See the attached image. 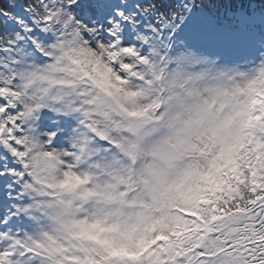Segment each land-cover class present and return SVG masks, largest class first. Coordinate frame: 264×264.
<instances>
[{
	"label": "snow or ice",
	"instance_id": "obj_1",
	"mask_svg": "<svg viewBox=\"0 0 264 264\" xmlns=\"http://www.w3.org/2000/svg\"><path fill=\"white\" fill-rule=\"evenodd\" d=\"M215 5L216 0L175 6L164 0L0 3V186L10 202L6 211L0 203V264H264V136L240 151L219 195L165 204L168 211L142 221L150 234L139 252H113L102 260L61 233L85 225L104 230L110 219L106 205L81 218L73 200L55 199L40 179L41 169L57 166L61 157L54 149L65 136V179L57 187L70 191L91 181L73 168L82 158L87 164L81 167L127 183L100 159L97 145L135 157L164 127L171 130L169 140H182L171 118L172 108L183 106L177 87L209 74L207 34L196 13ZM259 71L264 74V65ZM225 76L215 77L224 94ZM146 95L151 104L128 110ZM117 112L130 119H118ZM113 188L98 184L78 198L100 193L112 200ZM25 215L32 221L22 222Z\"/></svg>",
	"mask_w": 264,
	"mask_h": 264
},
{
	"label": "clouds",
	"instance_id": "obj_2",
	"mask_svg": "<svg viewBox=\"0 0 264 264\" xmlns=\"http://www.w3.org/2000/svg\"><path fill=\"white\" fill-rule=\"evenodd\" d=\"M206 59L210 61L207 78L187 81L177 87L183 106L173 107L171 118L175 129L183 134L182 140H169L171 130L164 127L135 157L113 151L109 145H97L100 159L112 163L127 183L119 184L115 176L91 166L81 167L87 164L82 158L73 168L80 173L87 172L90 183L76 191L67 187L59 189L58 184L65 179L63 154L65 146L70 145V136H65L63 143L54 149L61 159L55 168L41 169L42 187H51L55 199L73 200L81 218L87 219L105 205L110 216L104 230L85 225L83 229L69 228L67 233L62 232L61 236L69 237L68 242L91 249L101 260L113 252L137 253L148 243L150 234L144 228V219L159 217L162 211H168L165 204L175 206L211 200L227 188L225 181L232 174L240 151L254 137L264 136V74L259 71L264 65V51L245 61H222L213 55ZM219 73L226 74L223 79L226 94L217 91L220 81L215 77ZM120 101L128 103L124 97ZM152 102V97L146 95L128 110L138 111ZM53 115L74 120L71 114ZM116 116L123 121L130 119L126 112H117ZM106 183L114 185V199L107 200L100 193L83 201L78 198L85 190ZM25 221H32V215H25L22 222ZM28 226L25 223V228Z\"/></svg>",
	"mask_w": 264,
	"mask_h": 264
},
{
	"label": "bare ground",
	"instance_id": "obj_3",
	"mask_svg": "<svg viewBox=\"0 0 264 264\" xmlns=\"http://www.w3.org/2000/svg\"><path fill=\"white\" fill-rule=\"evenodd\" d=\"M207 40L205 41V49L211 53L217 54L221 59H228L232 61H243L247 59H254L261 51L259 48L252 46L237 47L231 40L213 30H205ZM230 42V43H229ZM0 203H2L0 201ZM7 200L3 201L4 205L9 204ZM6 207H4V210Z\"/></svg>",
	"mask_w": 264,
	"mask_h": 264
},
{
	"label": "trees",
	"instance_id": "obj_4",
	"mask_svg": "<svg viewBox=\"0 0 264 264\" xmlns=\"http://www.w3.org/2000/svg\"><path fill=\"white\" fill-rule=\"evenodd\" d=\"M180 0H164L165 3L175 6L178 4ZM4 0H0V3H3ZM199 3V0H197ZM253 4H261L264 7V0H216L215 7H206L204 10L209 14H215L222 16V12H224L228 7L231 9L239 10L249 8Z\"/></svg>",
	"mask_w": 264,
	"mask_h": 264
},
{
	"label": "rangeland",
	"instance_id": "obj_5",
	"mask_svg": "<svg viewBox=\"0 0 264 264\" xmlns=\"http://www.w3.org/2000/svg\"><path fill=\"white\" fill-rule=\"evenodd\" d=\"M197 18L198 19H202V26H203V28H209V26H213L214 28H216L214 25H213V23H212V21H210L209 19H208V17L207 16H204V15H199V16H197ZM251 19L254 21V22H256V21H259V20H264V13H262V14H258V15H255V16H253V17H251ZM250 19V20H251ZM219 31H221L222 33H224V34H226V35H231L230 33H228L227 31H223V30H221V29H219V28H217ZM232 40L234 41V43H236V44H246V43H250V44H255L257 47H260L261 45L257 42L258 40H256V41H253V42H242V41H240V40H238L237 38H235V37H232ZM264 48V47H263ZM264 50V49H263ZM228 62H230V61H228Z\"/></svg>",
	"mask_w": 264,
	"mask_h": 264
}]
</instances>
